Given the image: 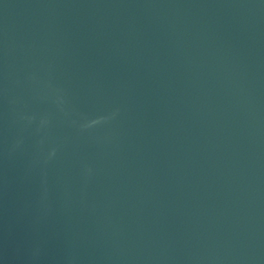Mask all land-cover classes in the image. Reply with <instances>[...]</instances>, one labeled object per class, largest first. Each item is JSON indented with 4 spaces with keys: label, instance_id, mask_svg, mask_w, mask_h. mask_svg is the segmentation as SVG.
<instances>
[{
    "label": "water",
    "instance_id": "water-1",
    "mask_svg": "<svg viewBox=\"0 0 264 264\" xmlns=\"http://www.w3.org/2000/svg\"><path fill=\"white\" fill-rule=\"evenodd\" d=\"M0 264H264V0H0Z\"/></svg>",
    "mask_w": 264,
    "mask_h": 264
}]
</instances>
